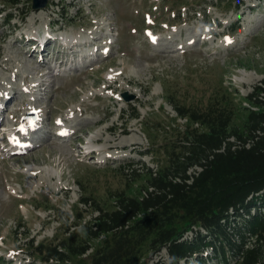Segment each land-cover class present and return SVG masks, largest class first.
<instances>
[{
	"label": "rangeland",
	"instance_id": "1",
	"mask_svg": "<svg viewBox=\"0 0 264 264\" xmlns=\"http://www.w3.org/2000/svg\"><path fill=\"white\" fill-rule=\"evenodd\" d=\"M35 31L55 38L57 44L46 52L60 54L66 40L92 32L102 39L97 51L103 48L108 56L90 54L70 66L67 60L49 63L52 73L37 87L32 67L43 56L38 61L37 52L23 46ZM0 37V66L12 59L11 72L0 67V97L12 93L0 102V264H48L25 244L64 242L74 231L84 235L94 208L111 209L118 194L143 192L149 184L141 169L166 168L171 154L179 152L175 133L187 119L177 117L169 99L198 109L222 94L233 106L231 125L241 129L243 107L256 109L247 95L264 86V0H47L39 10L32 0L17 6L0 0ZM106 60L112 65L98 71ZM110 76L114 92L105 87ZM40 103L46 114L39 112ZM26 118L33 125L39 120L40 131L31 135L42 137L33 139L37 145L29 151L7 154L2 146L13 137L6 135L13 129L21 133ZM76 127L70 138L47 140L59 128L69 134ZM46 129L50 132L42 134ZM108 139H114L112 147ZM129 165L137 172L130 173ZM103 240L90 242L95 249ZM145 241L141 264H173L165 248L155 252ZM61 264L89 262L77 257ZM203 264L222 263L208 257Z\"/></svg>",
	"mask_w": 264,
	"mask_h": 264
},
{
	"label": "trees",
	"instance_id": "2",
	"mask_svg": "<svg viewBox=\"0 0 264 264\" xmlns=\"http://www.w3.org/2000/svg\"><path fill=\"white\" fill-rule=\"evenodd\" d=\"M223 96L198 109L169 99L187 123L175 133L179 152L168 166L141 169L149 186L136 196L118 194L111 209L94 208L84 235L74 231L64 242L25 245L48 264L80 257L102 235L86 258L89 264H141L146 239L155 252L165 248L173 264H203L208 257L222 264H264V86L247 95L256 109L243 107L241 129L231 125L233 106ZM131 166L130 173L137 172Z\"/></svg>",
	"mask_w": 264,
	"mask_h": 264
},
{
	"label": "bare ground",
	"instance_id": "3",
	"mask_svg": "<svg viewBox=\"0 0 264 264\" xmlns=\"http://www.w3.org/2000/svg\"><path fill=\"white\" fill-rule=\"evenodd\" d=\"M115 1V0H114ZM46 2H47V0H46ZM35 23H37V21H35ZM106 30L105 29V26H102V27H100V30H102V32H105L104 30ZM210 31H212L211 29H209V31H208V34H209V32ZM34 34H33V36L31 37V38H26L27 39V41H28V43L26 44V45H23V46H27L28 47V50L30 49V51H28V52H37L36 53V57H37V59H38V61H40V58H41V56L40 55H42L43 56V59H41V62L39 63V65L37 66H35V65H33V67H32V69L34 70V73H35V75H36V77H37V81H36V86L37 87H40V86H43L44 85V83H45V79L44 78H46V76L48 75V73H52L51 72V70H52V67L50 66V64L49 63H55L56 64V62L58 63V65L60 66V65H62L63 64V62L65 61V60H67V64H69V66L71 65V64H73L74 62H76V61H78V62H85L86 60H87V56L88 55H93V56H91V58L92 59H95V58H98L99 56H97L96 57V55H97V53L98 54H100L101 56H103L104 57V55H107L108 53H106V51H104V52H101V53H99L97 50L99 49V48H101L102 47V45H99L98 44V41H101L102 39H101V37H97V38H95L96 36H94V35H92V32H90L89 34H82V36H78V37H76L77 39H76V41H74L73 39H70V40H66L64 43H62L61 45L62 46H64L65 44V47H64V49H65V51H62L61 52V54H60V51H57V53H52L53 51L50 49V51L47 53L46 51H47V49H49L50 47H51V45L52 44H57V40L55 39V38H51L49 35H46V34H38V32H33ZM47 34H49V32H47ZM207 34V35H208ZM35 36V40L34 41H32L33 40V37ZM209 36V35H208ZM4 37V36H3ZM51 39H50V38ZM212 37H214V36H212ZM1 38V37H0ZM92 38V39H91ZM94 38L96 39L95 40V46H96V48L94 47V43H93V41H94ZM32 39V40H31ZM1 41V40H0ZM70 41H72V42H70ZM205 41H208V40H205ZM21 42V41H20ZM75 42V43H74ZM79 42V43H78ZM151 42L153 43V44H156L155 42H154V40H151ZM203 43H204V41H203ZM33 44H34V46H33ZM71 45V46H70ZM87 49H91L90 51H83V50H87ZM52 51V52H51ZM108 52V51H107ZM18 53H23L24 55H25V57H28V58H30L31 59V56H32V54H29V53H26V52H23V51H19ZM45 53H47V55H45ZM39 55V56H38ZM61 55V56H60ZM22 56V55H21ZM44 56L45 57H47V58H44ZM108 56V55H107ZM107 56H106V58H107ZM100 58V57H99ZM98 58V59H99ZM47 60V61H46ZM10 61H12V59L11 58H9V59H6L5 61H3V63L4 62H6L5 63V65L4 66H0L1 68H2V70H4V72L6 71V72H11L12 70H10V67L7 65V63H9ZM56 61V62H55ZM106 61H109V60H106ZM130 60H128V62L127 63H124V64H129L130 62H129ZM92 63H93V61H91ZM90 62V63H91ZM95 63H99V61L96 59L95 61H94ZM112 63H113V61H109V62H104V63H102L101 65H98V71H104L106 68H107V66L108 65H112ZM42 66H44V67H46L45 69H43L44 67H42ZM54 66V65H53ZM64 66H66V65H64ZM72 67V66H71ZM74 67H76V66H74ZM31 69V68H30ZM72 70V69H71ZM75 71H76V69H74ZM33 73V74H34ZM78 77V76H77ZM76 77V78H77ZM65 79V78H64ZM24 80H25V78H24ZM64 81V80H63ZM71 81V80H70ZM74 82V81H73ZM72 82V83H73ZM116 83V81H114L113 80V78L110 76L109 78H108V83L106 84V88H110V90L111 91H115L116 89H115V87H114V84ZM16 84V83H15ZM74 84V83H73ZM1 85V84H0ZM50 85V84H49ZM45 86V85H44ZM16 87V86H15ZM49 88V87H48ZM65 88V87H64ZM9 90V89H8ZM15 91V90H14ZM20 92H21V90H20ZM12 93H9V94H7L6 95V97L5 96H1L0 97V102H2V103H6V101H7V99H8V97L11 95ZM19 95V100H18V105H20L21 104V102H22V100L24 99L23 98V94H18ZM97 98V97H96ZM74 98L72 97H70L69 98V100L70 101H74L73 100ZM1 103V104H2ZM17 103V102H16ZM41 104V103H40ZM43 104V103H42ZM42 104L41 105H39V112L40 113H42V114H46L45 112H48L47 110H46V108H45V106H42ZM32 109V108H31ZM3 110H4V108H1L0 107V122H1V120H3V118H1V116H3ZM13 113H15V111L13 110ZM12 113V114H13ZM14 115V114H13ZM63 120H67L66 118H64ZM44 122V121H43ZM39 124V120L36 122V124L35 125H33V124H30L27 128L25 127V128H23V130L21 129V133H18L19 131L18 130H12V132L10 133V134H7L6 136H10L11 134V136L13 137V138H11V141H10V139H9V141H8V139L6 140L5 139V142H6V144L4 145V146H2L3 147V149L6 151V153L8 154V153H11L12 155H16V154H18V153H20V152H22V151H24V150H27V151H29V150H31V149H33L34 147H36V143H35V141L33 140V139H37L38 140V138H41L42 136H41V134L39 133L38 135H36L35 137H33L31 134H33V133H35V131H36V133L37 132H39L40 130H37L38 129V127H37V125ZM54 123L57 125H60V123H57L56 121H54ZM13 124H14V121L13 120H11L10 121V126H13ZM41 124H42V121H41ZM62 124H63V121H62ZM33 125V126H32ZM61 126V125H60ZM73 126H76V125H73ZM9 127V126H8ZM2 128V127H1ZM37 128V129H36ZM12 129V128H11ZM78 129H80L79 127H76L71 133H69L68 134V131H65L64 130V128L63 129H61V130H64V132L66 133L65 135H60V134H56L55 132H54V136H50V138H47V140L48 141H52V142H54L55 140H57V138H61V139H64L65 137H68V138H70V136H71V134H74V132L75 131H78ZM55 130V129H54ZM59 130H60V128H59ZM50 132V130L48 131V129H46L42 134H47V133H49ZM7 132H4L2 135H5ZM76 133V132H75ZM16 135H18V137L19 138H17V140H15L16 139ZM14 137H15V139H14ZM76 138V137H75ZM74 138V140H72L71 141V146H75V139ZM35 139V140H36ZM98 140L97 139H95L94 140V142H97ZM113 141H114V139L113 140H110V139H108L107 140V142L106 143H108L109 145V147H112L113 146ZM8 142V143H7ZM7 146H9V148L6 150L5 148L7 147ZM87 146V145H86ZM26 151V152H27ZM26 152H24V153H26ZM52 152V151H51ZM92 152V150H90V152L89 153H91ZM89 153H86V154H89ZM50 154H52V155H54V153H50ZM85 154V155H86ZM35 157L36 156H32V161H34L35 162ZM27 159V158H26ZM28 160V159H27ZM64 161V159H62L61 161L59 160V162L61 163V162H63ZM46 163V162H45ZM1 173V172H0ZM49 179H51V176H49Z\"/></svg>",
	"mask_w": 264,
	"mask_h": 264
},
{
	"label": "water",
	"instance_id": "4",
	"mask_svg": "<svg viewBox=\"0 0 264 264\" xmlns=\"http://www.w3.org/2000/svg\"><path fill=\"white\" fill-rule=\"evenodd\" d=\"M46 0H32V8L38 10L39 8H43L46 5ZM124 99L127 101L131 97L123 96Z\"/></svg>",
	"mask_w": 264,
	"mask_h": 264
}]
</instances>
